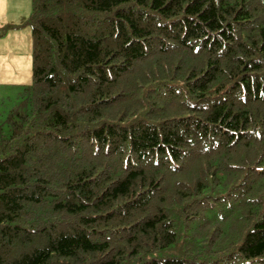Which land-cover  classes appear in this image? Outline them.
<instances>
[{
	"label": "trees",
	"instance_id": "16d2710c",
	"mask_svg": "<svg viewBox=\"0 0 264 264\" xmlns=\"http://www.w3.org/2000/svg\"><path fill=\"white\" fill-rule=\"evenodd\" d=\"M0 112V264H264V0H30Z\"/></svg>",
	"mask_w": 264,
	"mask_h": 264
},
{
	"label": "rangeland",
	"instance_id": "374dc122",
	"mask_svg": "<svg viewBox=\"0 0 264 264\" xmlns=\"http://www.w3.org/2000/svg\"><path fill=\"white\" fill-rule=\"evenodd\" d=\"M4 7L7 9L2 12L5 15H0V21L11 20L18 8L29 12L30 0H0V12ZM18 20L19 15L13 21H21ZM30 73V27L25 26L0 37V112H5L14 104L22 85L30 81Z\"/></svg>",
	"mask_w": 264,
	"mask_h": 264
},
{
	"label": "crops",
	"instance_id": "0c3cea01",
	"mask_svg": "<svg viewBox=\"0 0 264 264\" xmlns=\"http://www.w3.org/2000/svg\"><path fill=\"white\" fill-rule=\"evenodd\" d=\"M7 8L6 7H4L2 10H1V12H0V15H5V13H2L4 10H6ZM27 14H28V11L26 10V9H20L19 10V8H18V11L17 12H15V14L13 15V18L11 19V20H7V21H0V23H6V22H17V21H13V20H15L16 18H17V16L19 15L20 16V20H22L23 18H25L26 16H27ZM12 16V15H11ZM6 17H4V19H5ZM3 19V20H4ZM1 20V19H0ZM20 20H18V21H20ZM24 28V27H23ZM22 29V28H21ZM17 30H19V29H17ZM11 31V30H10ZM9 32V31H8ZM7 32V33H8Z\"/></svg>",
	"mask_w": 264,
	"mask_h": 264
}]
</instances>
